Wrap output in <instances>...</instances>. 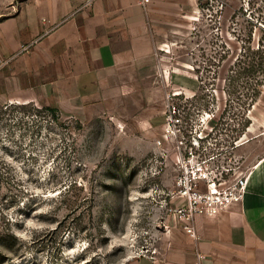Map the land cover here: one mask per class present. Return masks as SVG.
Instances as JSON below:
<instances>
[{"label": "rangeland", "instance_id": "rangeland-1", "mask_svg": "<svg viewBox=\"0 0 264 264\" xmlns=\"http://www.w3.org/2000/svg\"><path fill=\"white\" fill-rule=\"evenodd\" d=\"M148 4L153 54L84 109L0 96V264H165L185 160L224 180L264 157V65L240 64L264 62V0Z\"/></svg>", "mask_w": 264, "mask_h": 264}, {"label": "crops", "instance_id": "crops-1", "mask_svg": "<svg viewBox=\"0 0 264 264\" xmlns=\"http://www.w3.org/2000/svg\"><path fill=\"white\" fill-rule=\"evenodd\" d=\"M148 11L143 0L28 2L0 20V96L68 113L84 109L106 73L153 54ZM258 163L239 204L197 216V239L174 219L165 264H264V157ZM156 258L132 264H160Z\"/></svg>", "mask_w": 264, "mask_h": 264}, {"label": "built area", "instance_id": "built-area-1", "mask_svg": "<svg viewBox=\"0 0 264 264\" xmlns=\"http://www.w3.org/2000/svg\"><path fill=\"white\" fill-rule=\"evenodd\" d=\"M149 1L143 0L144 5ZM93 3L94 0H84V6H91ZM189 159L185 160V172L177 181L179 203L172 204L168 211L189 236L197 239V216H216L239 204L247 190L249 179L247 175L218 179L211 176L209 165L199 161L192 165ZM199 257L204 259L205 255Z\"/></svg>", "mask_w": 264, "mask_h": 264}, {"label": "trees", "instance_id": "trees-1", "mask_svg": "<svg viewBox=\"0 0 264 264\" xmlns=\"http://www.w3.org/2000/svg\"><path fill=\"white\" fill-rule=\"evenodd\" d=\"M252 49V48H251ZM255 49V48H253ZM259 50L262 49V45L261 43L259 44V47H258ZM256 53H262V52H250L246 58H248L247 61H244V60H241V63H244L245 66L243 67L244 68V71H259L260 69H262L263 65H264V62L263 60L261 61H256L254 57H252V55L256 54ZM252 54V55H251ZM240 59V58H239ZM261 77L258 76V78H256L255 82H256V85H259L260 84V81H261ZM52 108V107H51ZM52 109H55V108H52ZM56 111V110H54Z\"/></svg>", "mask_w": 264, "mask_h": 264}, {"label": "bare ground", "instance_id": "bare-ground-1", "mask_svg": "<svg viewBox=\"0 0 264 264\" xmlns=\"http://www.w3.org/2000/svg\"><path fill=\"white\" fill-rule=\"evenodd\" d=\"M258 165H259V164H258ZM258 165H257V166H258ZM257 166H256V167H257ZM255 169H256V168H255ZM250 173H251V171H250V172H248V174H247L248 178H249V175H250ZM250 176H251V175H250Z\"/></svg>", "mask_w": 264, "mask_h": 264}]
</instances>
